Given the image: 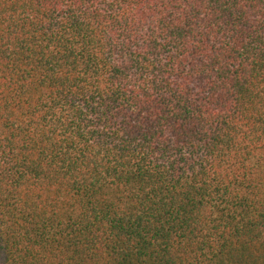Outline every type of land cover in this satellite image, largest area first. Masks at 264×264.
Returning <instances> with one entry per match:
<instances>
[{"label": "trees", "instance_id": "1", "mask_svg": "<svg viewBox=\"0 0 264 264\" xmlns=\"http://www.w3.org/2000/svg\"><path fill=\"white\" fill-rule=\"evenodd\" d=\"M0 264H264V0H0Z\"/></svg>", "mask_w": 264, "mask_h": 264}]
</instances>
